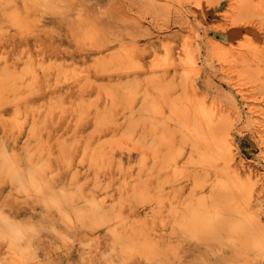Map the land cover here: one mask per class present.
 I'll return each mask as SVG.
<instances>
[{
	"label": "rangeland",
	"instance_id": "rangeland-1",
	"mask_svg": "<svg viewBox=\"0 0 264 264\" xmlns=\"http://www.w3.org/2000/svg\"><path fill=\"white\" fill-rule=\"evenodd\" d=\"M0 264H264V0H0Z\"/></svg>",
	"mask_w": 264,
	"mask_h": 264
},
{
	"label": "bare ground",
	"instance_id": "bare-ground-1",
	"mask_svg": "<svg viewBox=\"0 0 264 264\" xmlns=\"http://www.w3.org/2000/svg\"><path fill=\"white\" fill-rule=\"evenodd\" d=\"M192 59V58H191ZM229 146V145H228Z\"/></svg>",
	"mask_w": 264,
	"mask_h": 264
}]
</instances>
